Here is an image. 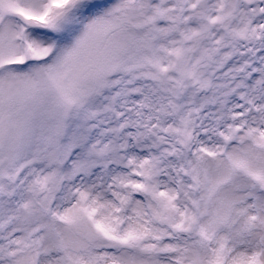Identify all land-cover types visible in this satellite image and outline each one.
<instances>
[{
    "label": "snow or ice",
    "instance_id": "1",
    "mask_svg": "<svg viewBox=\"0 0 264 264\" xmlns=\"http://www.w3.org/2000/svg\"><path fill=\"white\" fill-rule=\"evenodd\" d=\"M0 264H264V0H0Z\"/></svg>",
    "mask_w": 264,
    "mask_h": 264
}]
</instances>
